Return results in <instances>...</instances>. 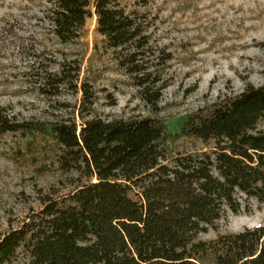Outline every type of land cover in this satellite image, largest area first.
<instances>
[{"label":"trees","instance_id":"trees-1","mask_svg":"<svg viewBox=\"0 0 264 264\" xmlns=\"http://www.w3.org/2000/svg\"><path fill=\"white\" fill-rule=\"evenodd\" d=\"M94 18L118 66L157 111L166 62L146 60L148 17L123 0H50L44 16L62 44H82ZM72 71L78 81L79 59L43 74L41 92L56 96L73 85ZM81 89V123L62 117L51 127L69 187L43 195L38 210L0 236V264H264V225L200 239L227 212H240L241 196L264 204V85L187 119L177 137L214 147L175 156L162 120L98 117L91 86ZM27 127L0 108V135Z\"/></svg>","mask_w":264,"mask_h":264},{"label":"rangeland","instance_id":"rangeland-1","mask_svg":"<svg viewBox=\"0 0 264 264\" xmlns=\"http://www.w3.org/2000/svg\"><path fill=\"white\" fill-rule=\"evenodd\" d=\"M49 1L0 0V108L28 125L0 135V236L38 210L43 195L68 189L69 176L60 169V147L51 127L62 117L81 123L85 82L92 88L98 117L162 120L171 136L172 156L214 147L213 142L177 137L187 119L210 116L247 85H264V0H123L129 11L150 22L146 60L166 62L158 67L166 88L155 112L96 33V18L89 21L82 44H62L44 19ZM76 59L79 80L73 81L72 71L73 85L62 86L56 96L43 94V74ZM258 128L264 131V120ZM241 197L240 212H227L201 240L264 225V204Z\"/></svg>","mask_w":264,"mask_h":264}]
</instances>
